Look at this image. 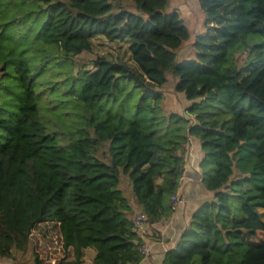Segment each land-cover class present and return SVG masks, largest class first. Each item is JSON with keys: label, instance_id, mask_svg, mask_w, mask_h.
<instances>
[{"label": "trees", "instance_id": "obj_1", "mask_svg": "<svg viewBox=\"0 0 264 264\" xmlns=\"http://www.w3.org/2000/svg\"><path fill=\"white\" fill-rule=\"evenodd\" d=\"M126 1L136 13L114 12ZM169 1L0 0V262L49 225L57 264H83L87 249L94 264H140L122 178L142 214L169 219L192 138L211 199L165 264H264V0H199L207 33L197 59L180 63L190 35L164 13ZM99 36L129 41L130 62L101 58L75 76L74 59ZM168 73L185 116L162 108Z\"/></svg>", "mask_w": 264, "mask_h": 264}, {"label": "rangeland", "instance_id": "obj_2", "mask_svg": "<svg viewBox=\"0 0 264 264\" xmlns=\"http://www.w3.org/2000/svg\"><path fill=\"white\" fill-rule=\"evenodd\" d=\"M114 12H119L120 10H127L136 13V8L132 2H120L113 3ZM177 12L180 18L183 20L185 26L189 31V39L186 41L182 47L176 52L177 62H183L187 60H196L198 51L194 46L197 39L204 36L207 33L206 20L207 17L204 11L199 5V0H170L167 8L165 9V14H172ZM148 19V17H145ZM131 43L129 41H109L103 36L96 37L92 40V50L90 52H85L81 56L74 59V71L75 76L82 70L93 71L94 62L98 59L104 58L109 61H125L130 62L129 47ZM2 78V73L0 71V80ZM168 83L167 85L160 88L158 91L164 96L162 102V108L166 114L177 113L180 115H186L187 100L182 94H178L175 91V86L178 83V79L173 77L170 73L167 74ZM51 83L57 84L62 82L60 77L49 78ZM57 87V86H56ZM57 90H65L61 87H57ZM48 102H51L48 99ZM43 104H46L45 102ZM69 113H74L72 107L68 108ZM52 114L45 117L48 123L53 124ZM78 119V116L76 117ZM193 120V118L191 119ZM194 121V120H193ZM70 127H72L70 125ZM56 132L60 133L62 127L55 126ZM256 161L244 162L242 168L251 169L255 165ZM246 170V171H247ZM240 171H236L235 177ZM119 189L123 192L126 198L133 196V191L131 185L126 177L122 178L121 185ZM34 250L39 253V256L43 258L44 264H53L56 260L62 258L61 255V245L57 241V236L52 231V227L49 225H43L37 231L33 233V238L31 246L26 253H15L16 260L8 261L7 264H35ZM96 251L94 249H87L85 251V258L94 261L96 257Z\"/></svg>", "mask_w": 264, "mask_h": 264}, {"label": "crops", "instance_id": "obj_3", "mask_svg": "<svg viewBox=\"0 0 264 264\" xmlns=\"http://www.w3.org/2000/svg\"><path fill=\"white\" fill-rule=\"evenodd\" d=\"M191 148L192 158L188 160L185 176L192 179V182L186 180L183 185L182 194L185 204L171 216V223L168 226L156 224L154 227L147 228L146 233L141 235L144 245L151 249V254L144 258L140 264H165L166 254L176 247L182 233L190 226L197 209L211 199V195L204 190L200 179L198 167L203 158L200 143L191 138ZM129 199L134 211L130 217L132 220L141 211L134 196ZM7 262L1 261L0 264H7ZM53 264L57 263L54 262ZM83 264H94V261L83 259Z\"/></svg>", "mask_w": 264, "mask_h": 264}, {"label": "built area", "instance_id": "obj_4", "mask_svg": "<svg viewBox=\"0 0 264 264\" xmlns=\"http://www.w3.org/2000/svg\"><path fill=\"white\" fill-rule=\"evenodd\" d=\"M186 152H185V162L186 165L184 167V174L183 177L180 180V186H179V190L178 192L172 196L171 198V210H172V215L182 206L185 204V199L184 196L182 194L183 191V185L184 182L186 180L191 181L192 179H188L185 176V173L187 171V163L188 160H190L192 158V148H191V139L189 140V143L186 146ZM171 215V216H172ZM133 227H134V231L137 232L140 235H143L146 233L147 228H151L154 227L156 224H162L163 226H168L171 223V217L169 219H165L161 222L155 223L152 222L147 216H145L142 213L136 214L132 220H131ZM140 252L143 256V258H147L150 256L151 254V249L149 247H147L146 245H143L140 249Z\"/></svg>", "mask_w": 264, "mask_h": 264}]
</instances>
